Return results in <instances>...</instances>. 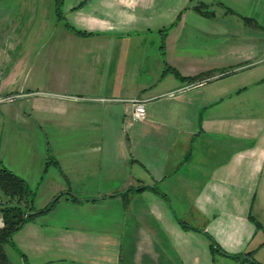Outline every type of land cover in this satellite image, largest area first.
Segmentation results:
<instances>
[{
  "label": "crops",
  "instance_id": "crops-1",
  "mask_svg": "<svg viewBox=\"0 0 264 264\" xmlns=\"http://www.w3.org/2000/svg\"><path fill=\"white\" fill-rule=\"evenodd\" d=\"M192 1L61 0L92 35L44 57L40 0L0 3V168L33 214L6 264H264V39Z\"/></svg>",
  "mask_w": 264,
  "mask_h": 264
},
{
  "label": "rangeland",
  "instance_id": "rangeland-1",
  "mask_svg": "<svg viewBox=\"0 0 264 264\" xmlns=\"http://www.w3.org/2000/svg\"><path fill=\"white\" fill-rule=\"evenodd\" d=\"M4 1L0 0V3ZM192 2L194 6L202 5L201 11L207 13L208 18L214 17L218 24L224 25L232 32L247 33L246 44L255 46L257 38L264 39V0H193ZM54 5L55 0H40V18L42 20L46 15L49 23L48 29L42 32L40 41L33 46L39 51L38 54L41 57L47 55L48 52H59L62 49L65 34L69 32L65 27L63 7L59 6L57 15ZM167 5L170 7L172 3L169 1ZM164 30L163 33H165ZM1 44L0 42V46ZM21 45L26 49L30 43L24 42ZM55 61L57 60L54 59L53 62Z\"/></svg>",
  "mask_w": 264,
  "mask_h": 264
},
{
  "label": "trees",
  "instance_id": "trees-1",
  "mask_svg": "<svg viewBox=\"0 0 264 264\" xmlns=\"http://www.w3.org/2000/svg\"><path fill=\"white\" fill-rule=\"evenodd\" d=\"M61 0H55V10L58 15ZM202 5L193 7V10L201 16L207 17V13L201 11ZM65 27L76 34L77 36H91L92 33L74 29L66 24ZM167 29L164 31L166 32ZM159 34L164 35L163 30ZM163 71L173 74L174 77L188 82L197 81L202 77V74L196 75L191 78H182L173 69L164 65ZM30 191L26 185L19 178L12 175L10 172L0 168V264H6L3 254V246L8 242L10 236L17 231L25 221L32 218L33 214L29 213L30 210ZM50 205L44 210L49 209ZM204 237L209 241L210 252H215L216 247L211 242L210 238L206 235ZM226 256V255H224ZM235 256L234 258H239Z\"/></svg>",
  "mask_w": 264,
  "mask_h": 264
},
{
  "label": "built area",
  "instance_id": "built-area-1",
  "mask_svg": "<svg viewBox=\"0 0 264 264\" xmlns=\"http://www.w3.org/2000/svg\"><path fill=\"white\" fill-rule=\"evenodd\" d=\"M1 101V100H0ZM131 106L130 118L132 121H142L144 118V101L132 99L127 101Z\"/></svg>",
  "mask_w": 264,
  "mask_h": 264
}]
</instances>
